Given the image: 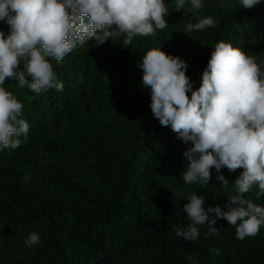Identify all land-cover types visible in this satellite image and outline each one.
Segmentation results:
<instances>
[{"label":"trees","instance_id":"trees-1","mask_svg":"<svg viewBox=\"0 0 264 264\" xmlns=\"http://www.w3.org/2000/svg\"><path fill=\"white\" fill-rule=\"evenodd\" d=\"M165 3L168 26L154 36H136L129 46L122 38L90 42L60 62L49 57L63 91L36 94L6 78L29 133L19 148L0 149V264H192L189 256L195 264H264V226L239 240L235 226L218 218V235L206 238V225L194 242L176 236L175 227L190 222L187 196L196 192L205 207L223 208L243 169L221 170L227 188L214 169L206 187L186 185L182 153L191 145L153 117L138 67L160 47L187 63L195 89L216 42L264 60V3L244 9L238 0H204L199 15L218 23L191 33L184 26L196 18ZM0 30L7 34V25ZM257 190L244 196L264 205ZM31 232L40 242L29 248Z\"/></svg>","mask_w":264,"mask_h":264},{"label":"clouds","instance_id":"clouds-1","mask_svg":"<svg viewBox=\"0 0 264 264\" xmlns=\"http://www.w3.org/2000/svg\"><path fill=\"white\" fill-rule=\"evenodd\" d=\"M238 2L241 8L252 9L264 0ZM173 3L174 10L183 9L196 18L197 22L185 24L184 33L218 23L211 16L199 15L204 0ZM168 15L165 0H0V22L8 28L7 34L0 30V149L19 148L21 137L26 140L29 133L22 103L3 86L6 78L36 94L63 91L49 57L60 62L90 42L100 46L122 38L123 46L132 45L136 36H154L165 29ZM138 67L141 86L150 90L153 117L191 145L182 153L187 160L181 177L186 185L206 187L214 169L215 180L227 188L229 181L221 170L243 169L234 182L235 194L223 208L205 207L203 195L190 193L183 205L190 222L175 227L176 236L194 242L200 236L199 226L206 225V238L218 235L213 227L218 218L235 226L239 240L256 236L264 226V205L244 194L255 185L256 199L264 195V60L257 62L229 42H216L195 89L186 75L187 63L160 47L147 50ZM39 242L37 232L29 233L24 241L29 248ZM210 251L219 253V249ZM188 260L195 264L191 256Z\"/></svg>","mask_w":264,"mask_h":264}]
</instances>
